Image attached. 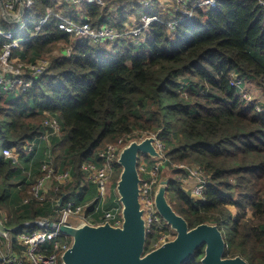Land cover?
<instances>
[{
  "label": "trees",
  "instance_id": "trees-1",
  "mask_svg": "<svg viewBox=\"0 0 264 264\" xmlns=\"http://www.w3.org/2000/svg\"><path fill=\"white\" fill-rule=\"evenodd\" d=\"M259 1L217 0L206 9L189 0L191 16L171 29L167 21L181 15L166 4L175 0H104V5L34 0L26 33H15L13 57L25 63L46 58L50 66L17 96L0 90V213L14 235L0 237V249L19 252L17 235L37 229L23 223L53 221L61 195L67 194V201L77 194L76 203H92L96 188L85 180L82 164L99 162L105 145L160 132L169 167L198 165L208 175L204 199L192 197L182 180L169 178L174 210L190 228L216 224L224 234L225 257L264 264V109H257L264 104L258 98L248 102L231 82L236 75L263 91L264 3ZM48 6L55 13L37 29ZM141 13L158 17L149 24L151 37L141 45L122 41L115 52L87 40L74 42L58 26L61 18L88 17L94 27L107 23L124 31L130 16ZM10 27L0 16V28ZM4 40L0 36V46ZM46 112L61 124L60 134L50 138V156L56 171L68 170L72 180L37 199L32 187L44 171L38 166L31 172L38 157L24 147L42 133ZM5 147L17 159L5 156ZM186 173L171 169L175 177ZM203 255L204 246L185 264H201Z\"/></svg>",
  "mask_w": 264,
  "mask_h": 264
},
{
  "label": "built area",
  "instance_id": "built-area-1",
  "mask_svg": "<svg viewBox=\"0 0 264 264\" xmlns=\"http://www.w3.org/2000/svg\"><path fill=\"white\" fill-rule=\"evenodd\" d=\"M74 4L81 2L96 3L104 5V0H63ZM6 13L15 19L16 27L9 29L0 28V36L5 40L0 46V90L16 91V96L24 92L32 85V82L48 71L50 62L46 58L36 59L34 62L25 63L13 57V50L17 46L14 36L17 30H22L28 22L27 13L34 5V0H3ZM23 3V12H19ZM263 4L264 1L260 0ZM217 0H199L198 5L210 9L215 7ZM169 10L179 13L180 19L176 16L167 21L171 29H175L178 22L191 16L192 10L189 7V0H175L173 4H166ZM112 8L110 7L108 11ZM52 6H48L44 15L35 22V27L46 23L49 15L54 14ZM58 15V14H57ZM4 17V12L0 13ZM59 16V15H58ZM60 17V16H59ZM61 18V17H60ZM7 20V19H6ZM158 20L156 15H142L140 19L132 25L128 24L124 31H119L112 25L103 23L99 27H94L88 17L81 21L61 18L58 26L61 30L71 34L74 42L89 41L101 47L102 44H111L113 47L122 46V41L129 44L141 45L146 38L151 37L149 24ZM8 21V20H7ZM10 22V21H8ZM71 46L66 49L69 54ZM111 50V51H112ZM232 84L239 86L242 96L249 102L246 94V83L234 75ZM257 109H264V106H257ZM61 124L59 119L46 112L43 120L42 133L24 147L27 154H35L40 149L41 143L46 144L45 159L41 163V170L44 174L39 177L32 187L33 195L37 199H43L50 192L57 191L60 186L71 182V174L68 170L56 171L50 156V138L60 134ZM145 134L140 135L137 140L143 139ZM128 142V141H127ZM124 139L120 138L116 142L108 143L97 153L99 162H86L82 164V171L85 180L96 188L92 203H75L71 200L64 201L60 208L56 210V220L52 221V226L46 222V218H39L33 221H25L24 227L36 225L37 229L24 230L17 237V244L21 250L0 249V264H63L61 256L70 246V237L59 230L61 224L71 225V219H80L91 225H98L109 222L113 226H120L122 223L121 203L116 193V165L118 154L124 145ZM156 149L163 154L164 144L158 138L154 142ZM3 154L16 159L18 155L10 148L5 147ZM164 156V155H163ZM148 155L139 154L137 168L140 174L139 201L142 208V216L145 221L146 245L145 251H150L161 246L163 243L173 239L175 232L164 221L159 214L154 201V193L159 180L160 170L167 165L166 158L150 159ZM174 168L184 169L187 173L184 178L179 177L183 182L189 184V192L194 198L204 199L205 186L208 182V175L202 167L198 165L174 164ZM28 198L24 199V203ZM56 201V200H54ZM58 206V203L56 202ZM2 223L3 221L0 220ZM1 233V232H0ZM10 237L11 234L5 235ZM11 238V237H10Z\"/></svg>",
  "mask_w": 264,
  "mask_h": 264
},
{
  "label": "water",
  "instance_id": "water-1",
  "mask_svg": "<svg viewBox=\"0 0 264 264\" xmlns=\"http://www.w3.org/2000/svg\"><path fill=\"white\" fill-rule=\"evenodd\" d=\"M0 7L4 17L12 23L15 19L6 13L3 0ZM19 12H23V3ZM160 132L145 135L125 143L119 151L117 164L120 167L115 190L122 209V223L113 226L109 222L98 225L88 224L84 220L71 219V225L61 224L59 230L70 237V246L61 256L63 264H185L194 253L204 246L201 264H248L240 255L225 257V239L216 224L201 223L192 228L186 219L178 214L167 196L169 178L158 180L154 201L164 221L175 232V237L161 246L145 251V221L139 201L140 174L137 168L138 155L145 154L152 159H163L154 146ZM61 195L58 205L67 198ZM49 226L52 222L45 219ZM3 235L13 232L0 221ZM1 260V255H0Z\"/></svg>",
  "mask_w": 264,
  "mask_h": 264
},
{
  "label": "rangeland",
  "instance_id": "rangeland-1",
  "mask_svg": "<svg viewBox=\"0 0 264 264\" xmlns=\"http://www.w3.org/2000/svg\"><path fill=\"white\" fill-rule=\"evenodd\" d=\"M142 14V13H141ZM144 15H146V16H151V14H147V13H143ZM142 14V15H143ZM142 15L138 18L136 15H134V14H132V16H135V19H136V21L138 20V19H140L141 17H142ZM16 25H18V24H15V26ZM26 28H23V30H22V32H23V34H25L26 33ZM55 53H58V51H56ZM260 85H261V87H262V90L264 91V82H261L260 83ZM260 93H262V91H261V89L259 88V87H257L255 84H247L246 83V94H247V96H248V98L250 99V101L251 100H257V96L258 95H260ZM257 102H259V101H257ZM43 149V152H41V154L39 153V151L37 152V153H35V155L34 154H32V155H30V156H32V157H34V158H37V156L36 155H40L41 156V158L40 159H43L42 161H41V163H43V161H44V159H45V155H44V150H45V148L44 147H41L40 148V150H42ZM52 162H53V159H52ZM40 163V161H37L36 162V164H33V166L31 167V169H34V170H32L31 172H34L35 171V169H37L38 168V166H39V164H41ZM174 167L173 166H168V165H165V167H163L161 170H160V173H159V179H161V178H165V177H168V178H177V179H179V180H181L179 177H181V178H184V176L186 177V175H178V176H172L171 175V169H173ZM118 174H119V172H118ZM118 178V175L116 176V179ZM187 178V177H186ZM183 182V181H182ZM183 184L185 185V187L189 190V184H187L186 182H183ZM169 199L170 200H172V198H171V195H170V197H169ZM70 200L72 201V202H75L76 203V201H77V194H72V196L70 197ZM60 208V207H59ZM58 208V209H59ZM0 220H2L3 221V218H2V214L0 213ZM56 220V215H55V218H53V221H55ZM5 221H3V223H4ZM227 222H225L224 224H223V227L225 228V229H227V230H229V226H228V224H226ZM5 224V223H4ZM7 235V234H6ZM11 238L13 239V237H14V235L12 234V232H11ZM0 237H3V238H5L6 236L5 235H3L2 233H0ZM0 245H1V243H0Z\"/></svg>",
  "mask_w": 264,
  "mask_h": 264
},
{
  "label": "crops",
  "instance_id": "crops-1",
  "mask_svg": "<svg viewBox=\"0 0 264 264\" xmlns=\"http://www.w3.org/2000/svg\"><path fill=\"white\" fill-rule=\"evenodd\" d=\"M2 12V9H1V7H0V13ZM136 21V19H135V16H130V19L128 20V24H133L134 22ZM10 23V25H11V27L10 28H15L16 26H15V23H12V22H9ZM112 45L111 44H102L101 45V48L102 49H105V50H108L109 52H113V50H112V47H111ZM112 50V51H111ZM248 84V83H247ZM250 84H254V82L253 81H251V82H249V85ZM257 98H258V101L259 102H261V104L263 105L264 104V93H263V91H262V93H260V95H258L257 96ZM46 144H44V143H41V145H40V148L41 147H44ZM50 145H51V143H50ZM40 153V152H39ZM37 157H38V161H40V163H41V161L43 160V159H40L41 158V156L40 155H36ZM17 159V158H16ZM39 166H41V164H39ZM2 218H3V221H5L6 220V216L4 215V214H2ZM11 234V233H10ZM10 237H12V236H10Z\"/></svg>",
  "mask_w": 264,
  "mask_h": 264
}]
</instances>
